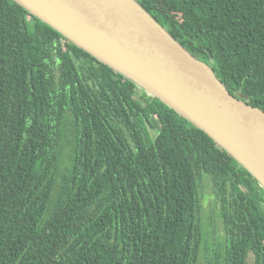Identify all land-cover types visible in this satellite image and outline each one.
I'll return each mask as SVG.
<instances>
[{
	"label": "trees",
	"instance_id": "1",
	"mask_svg": "<svg viewBox=\"0 0 264 264\" xmlns=\"http://www.w3.org/2000/svg\"><path fill=\"white\" fill-rule=\"evenodd\" d=\"M264 111V0H138ZM209 176L223 223L210 244ZM264 264V188L205 132L0 0V264Z\"/></svg>",
	"mask_w": 264,
	"mask_h": 264
},
{
	"label": "water",
	"instance_id": "2",
	"mask_svg": "<svg viewBox=\"0 0 264 264\" xmlns=\"http://www.w3.org/2000/svg\"><path fill=\"white\" fill-rule=\"evenodd\" d=\"M13 1L205 132L264 188V111L234 97L138 0Z\"/></svg>",
	"mask_w": 264,
	"mask_h": 264
},
{
	"label": "rangeland",
	"instance_id": "3",
	"mask_svg": "<svg viewBox=\"0 0 264 264\" xmlns=\"http://www.w3.org/2000/svg\"><path fill=\"white\" fill-rule=\"evenodd\" d=\"M204 178L205 180L201 189L204 233L206 238L210 241V244H216L224 235L223 223L219 215V206L212 191L210 177L206 175ZM200 263L205 264V259L203 257H201Z\"/></svg>",
	"mask_w": 264,
	"mask_h": 264
}]
</instances>
